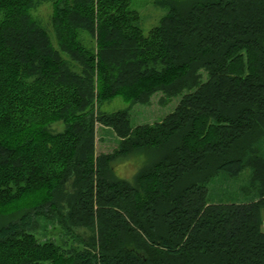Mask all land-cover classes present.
Wrapping results in <instances>:
<instances>
[{"label":"trees","instance_id":"1","mask_svg":"<svg viewBox=\"0 0 264 264\" xmlns=\"http://www.w3.org/2000/svg\"><path fill=\"white\" fill-rule=\"evenodd\" d=\"M43 1L0 0V264H264V0H164L147 33L132 0H49L52 36ZM248 167L256 200L208 203Z\"/></svg>","mask_w":264,"mask_h":264},{"label":"rangeland","instance_id":"2","mask_svg":"<svg viewBox=\"0 0 264 264\" xmlns=\"http://www.w3.org/2000/svg\"><path fill=\"white\" fill-rule=\"evenodd\" d=\"M164 0H132L131 7L140 14V25L144 33H147L162 16L167 7L163 4ZM34 15L40 20L41 25L52 36V29L50 25L51 2L44 0L34 10ZM158 95V94H157ZM153 97V98H157ZM156 100V99H154ZM173 101L162 107V113H168ZM152 115L158 113V106L154 103ZM127 109L130 116L132 126L139 124L140 119L137 117L144 112L142 105H131L130 102L117 96L107 100L102 105V110L106 113H112L117 110ZM156 109V111H155ZM141 116V115H140ZM55 130L63 128L62 123L57 122L53 124ZM97 150H108L116 145V139L113 132L102 126H98L97 130ZM103 139V141H102ZM106 146V147H105ZM109 147V148H108ZM264 147V143H263ZM137 161L134 158L123 160L115 167V173L124 178H131L137 169ZM251 168H244L238 175L231 176L227 173H219L207 185V201L208 203H247L256 200L258 193L255 188L250 187ZM37 238L40 241L51 239L57 241L63 240L64 235L57 231V227H53V223L42 222L39 229L36 231ZM75 245V242L73 243Z\"/></svg>","mask_w":264,"mask_h":264}]
</instances>
